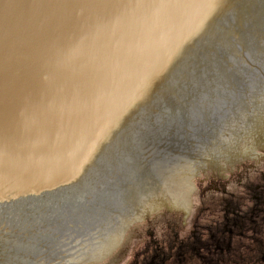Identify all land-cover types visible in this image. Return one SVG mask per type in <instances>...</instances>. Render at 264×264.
<instances>
[{
    "label": "water",
    "instance_id": "95a60500",
    "mask_svg": "<svg viewBox=\"0 0 264 264\" xmlns=\"http://www.w3.org/2000/svg\"><path fill=\"white\" fill-rule=\"evenodd\" d=\"M262 81L264 0H0V264L105 252L130 185L153 211L234 155Z\"/></svg>",
    "mask_w": 264,
    "mask_h": 264
},
{
    "label": "flooded vegetation",
    "instance_id": "af4514ba",
    "mask_svg": "<svg viewBox=\"0 0 264 264\" xmlns=\"http://www.w3.org/2000/svg\"><path fill=\"white\" fill-rule=\"evenodd\" d=\"M261 86L264 88V81ZM260 102L258 112L264 116V99L261 98ZM260 120L251 126L246 122L245 126L241 125L239 134H235L231 143L227 138L230 133L226 129L219 131V139L223 142L219 148L230 146L234 155L229 159L216 154L210 158L202 156V163L198 164L191 180L193 191L189 203L182 207L170 203L164 194H160L162 191L155 188L157 194H146L150 198L149 204L154 203L151 205L154 210H149V214L142 207L144 192L136 197L135 187L130 185L127 213L114 216V220L102 219L103 222L117 223L126 231L105 252L98 249L93 258L88 256L90 251L86 248L77 255L72 253L76 258L70 264H224L234 261L240 249L255 247L264 237V120L262 124ZM245 146L248 148L243 150ZM219 161L225 164V169H232L229 174H217L226 171ZM228 161L230 163L226 165ZM237 169L241 170L236 172ZM210 171H215L213 177ZM231 183L240 191L228 193L221 190V194L210 196L212 188L219 192L220 187H228ZM145 189L147 191L144 186ZM210 210L211 214L204 216ZM158 212H163L166 217H186L193 212V217L189 226L182 224L183 220L180 224L170 222L169 233L159 234L156 230L163 219L162 216L155 217ZM111 228L116 229L114 225ZM91 230L96 231L97 228L92 227ZM125 245L128 247L123 251ZM54 255L52 245L47 259Z\"/></svg>",
    "mask_w": 264,
    "mask_h": 264
},
{
    "label": "rangeland",
    "instance_id": "374dc122",
    "mask_svg": "<svg viewBox=\"0 0 264 264\" xmlns=\"http://www.w3.org/2000/svg\"><path fill=\"white\" fill-rule=\"evenodd\" d=\"M224 169L226 168V166L223 167ZM228 171H221L217 174H220V175H226V174H229V171L232 170L230 167H227ZM241 169H237V171H240ZM252 173V172H250ZM249 173V174H250ZM215 174V171H210V175H212L211 177H213V175ZM215 178H218V177H214ZM221 180H219L220 182ZM227 184V183H226ZM214 187V186H212ZM215 187H218V186H215ZM214 189L212 188V190L210 191V196H216V195H219L221 194V190H225L227 191L228 193H236V192H239L240 189L237 185H235L234 183H231L228 187H225V188H222L220 187L219 189V192L217 191H213ZM212 210H210V213L209 211H206V213L204 214V216H208L209 214H211ZM192 214H189L188 216H177V217H166L165 215H158L159 216H162V219H163V222L160 224V226L158 227V229L156 230V233H159V234H164L167 232V234L169 233V229H168V225L169 223L171 222L172 224L174 223H178L180 224L181 223V220H183L182 224H185V226H189L190 225V221L192 219ZM173 239V238H172ZM262 242H264V237L263 239L256 244L255 247H252L251 249H240L237 253H236V259L234 261H230L228 263H224V264H244V263H249L252 261V258H248L247 256L250 254L251 251H253L254 248L258 247L259 244H262ZM127 245L124 246V251L127 249ZM243 252H246V253H243ZM120 256H125V254H121ZM129 260V258H128ZM126 263V258H125V262Z\"/></svg>",
    "mask_w": 264,
    "mask_h": 264
},
{
    "label": "bare ground",
    "instance_id": "6f19581e",
    "mask_svg": "<svg viewBox=\"0 0 264 264\" xmlns=\"http://www.w3.org/2000/svg\"><path fill=\"white\" fill-rule=\"evenodd\" d=\"M225 170L228 171V169H225ZM194 173L195 171L186 173L181 183V186L172 203L176 207H182L183 205L189 203L190 194L193 191V185H192L191 180L193 178Z\"/></svg>",
    "mask_w": 264,
    "mask_h": 264
},
{
    "label": "trees",
    "instance_id": "16d2710c",
    "mask_svg": "<svg viewBox=\"0 0 264 264\" xmlns=\"http://www.w3.org/2000/svg\"><path fill=\"white\" fill-rule=\"evenodd\" d=\"M247 257L252 258V261L244 264H264V242L254 248Z\"/></svg>",
    "mask_w": 264,
    "mask_h": 264
}]
</instances>
